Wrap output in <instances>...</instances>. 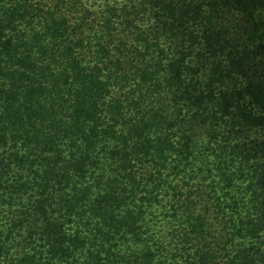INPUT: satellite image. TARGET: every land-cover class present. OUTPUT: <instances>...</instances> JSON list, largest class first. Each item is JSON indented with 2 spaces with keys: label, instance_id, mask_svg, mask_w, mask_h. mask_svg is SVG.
Returning <instances> with one entry per match:
<instances>
[{
  "label": "trees",
  "instance_id": "obj_1",
  "mask_svg": "<svg viewBox=\"0 0 264 264\" xmlns=\"http://www.w3.org/2000/svg\"><path fill=\"white\" fill-rule=\"evenodd\" d=\"M0 264H264V0H0Z\"/></svg>",
  "mask_w": 264,
  "mask_h": 264
}]
</instances>
